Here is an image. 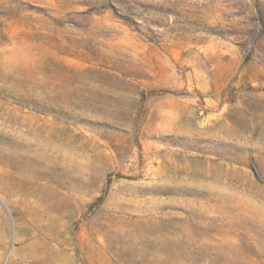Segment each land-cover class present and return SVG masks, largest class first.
<instances>
[{
  "label": "rangeland",
  "instance_id": "1",
  "mask_svg": "<svg viewBox=\"0 0 264 264\" xmlns=\"http://www.w3.org/2000/svg\"><path fill=\"white\" fill-rule=\"evenodd\" d=\"M0 264H264V0H0Z\"/></svg>",
  "mask_w": 264,
  "mask_h": 264
}]
</instances>
